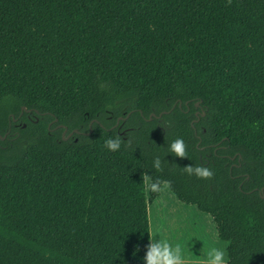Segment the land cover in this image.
I'll return each mask as SVG.
<instances>
[{
    "label": "trees",
    "instance_id": "obj_1",
    "mask_svg": "<svg viewBox=\"0 0 264 264\" xmlns=\"http://www.w3.org/2000/svg\"><path fill=\"white\" fill-rule=\"evenodd\" d=\"M226 3L0 0V264H144L145 173L264 264V0Z\"/></svg>",
    "mask_w": 264,
    "mask_h": 264
},
{
    "label": "clouds",
    "instance_id": "obj_2",
    "mask_svg": "<svg viewBox=\"0 0 264 264\" xmlns=\"http://www.w3.org/2000/svg\"><path fill=\"white\" fill-rule=\"evenodd\" d=\"M232 0H227L226 7L230 6ZM122 144L120 135L114 138L109 137L104 141L105 147L109 151H119ZM169 151L174 153L175 156L183 159L188 158L187 144L181 137L176 138L170 145ZM153 169L156 171H163L162 160L159 156L155 157L152 164ZM184 171L188 175H194L198 179L210 180L214 176V172L203 165H188L184 167ZM144 188L146 192L161 193L170 190L172 183L169 180L154 179L145 173L142 176ZM159 236V239L156 237ZM149 244L144 256V264H187L186 254L187 247L183 241L172 242L157 231L151 237L149 235ZM197 264H230L227 253V244L211 245L206 247L203 257L197 261Z\"/></svg>",
    "mask_w": 264,
    "mask_h": 264
},
{
    "label": "crops",
    "instance_id": "obj_3",
    "mask_svg": "<svg viewBox=\"0 0 264 264\" xmlns=\"http://www.w3.org/2000/svg\"><path fill=\"white\" fill-rule=\"evenodd\" d=\"M171 195L170 192H161L158 199L149 205L150 237L159 231L172 242H185L187 264H197L206 247L214 244L219 246L224 242L218 238L213 221L208 215L199 212L195 207L176 202ZM194 231L197 233L194 234Z\"/></svg>",
    "mask_w": 264,
    "mask_h": 264
},
{
    "label": "rangeland",
    "instance_id": "obj_4",
    "mask_svg": "<svg viewBox=\"0 0 264 264\" xmlns=\"http://www.w3.org/2000/svg\"><path fill=\"white\" fill-rule=\"evenodd\" d=\"M169 192H170V190H166V191H163L162 194H165V193L169 194ZM170 193H171V192H170ZM171 194H172V193H171ZM171 196L175 197L173 194H172ZM157 199H158V198H157ZM157 199H156V200H157ZM156 200H155V201H156ZM175 200H176V202H179V201L176 199V197H175ZM179 203H180V202H179ZM196 233H197V232L194 231V234H196ZM202 242H203V241L201 240L200 243H202ZM223 244H225V243H223Z\"/></svg>",
    "mask_w": 264,
    "mask_h": 264
},
{
    "label": "water",
    "instance_id": "obj_5",
    "mask_svg": "<svg viewBox=\"0 0 264 264\" xmlns=\"http://www.w3.org/2000/svg\"><path fill=\"white\" fill-rule=\"evenodd\" d=\"M153 116V114L150 116V118ZM161 116V114L158 116V117H160ZM126 117H128V115L126 116ZM149 118V119H150ZM121 118H119V120H120ZM65 132H66V128H64V131H63V134H65ZM74 132H76V131H74ZM72 135V133H70V134H68L67 136H66V138L65 139H68L70 136ZM1 139H4V138H1Z\"/></svg>",
    "mask_w": 264,
    "mask_h": 264
},
{
    "label": "flooded vegetation",
    "instance_id": "obj_6",
    "mask_svg": "<svg viewBox=\"0 0 264 264\" xmlns=\"http://www.w3.org/2000/svg\"><path fill=\"white\" fill-rule=\"evenodd\" d=\"M15 121V120H14ZM59 127H62V126H58L57 128H59ZM64 129V128H63ZM64 131V130H63ZM67 134V129H66V132H65V134H63V132H62V136L64 137L65 135ZM70 134V133H69ZM68 135V134H67ZM71 137V136H70ZM263 190H261V192H262Z\"/></svg>",
    "mask_w": 264,
    "mask_h": 264
}]
</instances>
